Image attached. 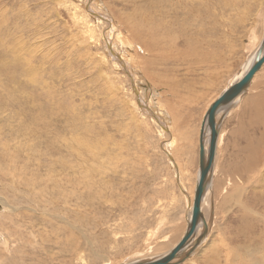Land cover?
Returning <instances> with one entry per match:
<instances>
[{
	"label": "rangeland",
	"instance_id": "rangeland-1",
	"mask_svg": "<svg viewBox=\"0 0 264 264\" xmlns=\"http://www.w3.org/2000/svg\"><path fill=\"white\" fill-rule=\"evenodd\" d=\"M263 7L0 0V199L15 209L0 203V264H121L173 248L201 120L250 64ZM260 99L264 65L224 116L205 194L213 227L184 264H264ZM248 144L262 153L250 162Z\"/></svg>",
	"mask_w": 264,
	"mask_h": 264
},
{
	"label": "water",
	"instance_id": "water-1",
	"mask_svg": "<svg viewBox=\"0 0 264 264\" xmlns=\"http://www.w3.org/2000/svg\"><path fill=\"white\" fill-rule=\"evenodd\" d=\"M254 52L253 57L248 59L249 61L252 58L249 66L246 65L245 71L241 73V70L238 73L241 76L210 104L201 120L198 135L197 177L190 226L185 230L178 243L165 255L163 254L164 256L160 255L121 264H182L192 256L198 244L206 237L209 220L207 219L208 222L206 223L202 213V203L206 190L211 183L217 137L226 112L235 104L237 99L247 92L253 77L264 64V37ZM206 134L207 151L205 147Z\"/></svg>",
	"mask_w": 264,
	"mask_h": 264
},
{
	"label": "bare ground",
	"instance_id": "bare-ground-1",
	"mask_svg": "<svg viewBox=\"0 0 264 264\" xmlns=\"http://www.w3.org/2000/svg\"><path fill=\"white\" fill-rule=\"evenodd\" d=\"M178 4V3H177ZM264 8V7H263ZM264 13V12H263ZM264 15V14H263ZM264 18V17H263ZM264 21V20H263ZM264 24V23H263ZM263 31H264V26H263ZM172 32V31H171ZM263 37H264V32H263V34H262V39L260 40V42H262V40H263ZM109 44V43H108ZM259 45V44H258ZM254 53L255 52H253V55H254ZM252 55V56H253ZM252 61V60H251ZM251 63V62H250ZM248 66H249V64H248ZM263 66V65H262ZM262 68V67H261ZM261 70V69H260ZM245 71V70H244ZM244 71H242V73L244 72ZM257 74V73H256ZM241 76V75H240ZM240 76H238L237 78H239ZM236 78V79H237ZM235 79V80H236ZM234 80V81H235ZM233 83V82H232ZM240 99V98H239ZM239 99H237V100H239ZM236 100V101H237ZM252 101V100H251ZM254 101V100H253ZM255 102V101H254ZM253 102V103H254ZM254 105V104H253ZM145 107V106H144ZM205 114V113H204ZM261 120V119H260ZM263 124V123H262ZM200 125H201V123H200ZM256 125V124H255ZM260 125H261V123H260ZM252 127V126H251ZM256 127V126H255ZM200 129V128H199ZM263 129V128H262ZM263 133V132H262ZM244 136V135H243ZM261 136H263V135H261ZM219 137H220V133L218 134V137H217V143H216V147H217V144H218V140H219ZM264 137V136H263ZM264 139V138H263ZM262 144V143H261ZM205 147H206V151H207V148H208V144H207V134H206V138H205ZM261 147V145L258 147V150H257V152H256V150H255V147H253V146H251V145H247L244 149H245V151H246V154H247V157H246V160H247V162H250L251 160H250V158H249V155L250 154H254V153H257L258 154V157H259V148ZM216 149L217 148H215V152H216ZM261 153V152H260ZM262 154V153H261ZM216 155V153L214 154V160H215V156ZM255 172H259V167H256V169H255ZM196 177H197V172H196ZM196 179V178H195ZM195 183H196V180H195ZM180 184V183H179ZM181 186H182V184H180ZM180 186V188H181V191L183 192V193H185L186 194V190H185V188H183V187H181ZM8 187V186H7ZM2 189H3V187H2ZM5 189V188H4ZM192 189V188H191ZM207 195V194H206ZM207 197V196H206ZM187 199L189 200V202H188V213L186 214L187 216H186V219H187V223H188V227L190 226L189 224V222H190V220H191V217H192V208H193V199H194V190H192V192L190 193V195L189 194H187ZM4 201H5V199H3V198H1L0 199V203L2 204V206H3V209H4V214H9L11 211H13V212H15V209L12 207V206H9L8 204H6V203H4ZM207 208H208V206H207V202H206V198L204 197V199H203V203H202V213H203V215H204V218H205V221H206V223L208 222L207 221V219L209 220V218L207 217V215H206V210H207ZM209 212V211H208ZM207 212V213H208ZM209 214V213H208ZM7 215H6V217H7ZM11 215V214H10ZM212 215L213 214H209L208 216L210 217V222H209V224H208V233H207V235H206V237L198 244V247L196 248V250L199 248V247H201L204 243H205V241H206V239H207V237H208V235L210 234V232H211V230H212V225H213V220L214 219H212L213 217H212ZM12 217V216H11ZM212 217V218H211ZM13 219V218H12ZM212 226V227H211ZM199 227V226H198ZM8 230V229H7ZM8 232V231H7ZM172 249V248H171ZM170 249V250H171ZM170 250H168V251H170ZM167 251V252H168ZM167 252H165L164 253V255L167 253ZM163 255V256H164ZM104 264H109V263H104ZM182 264H184V263H182Z\"/></svg>",
	"mask_w": 264,
	"mask_h": 264
},
{
	"label": "crops",
	"instance_id": "crops-1",
	"mask_svg": "<svg viewBox=\"0 0 264 264\" xmlns=\"http://www.w3.org/2000/svg\"><path fill=\"white\" fill-rule=\"evenodd\" d=\"M263 65H264V64H263ZM262 67H263V66H262ZM255 75H256V74H255ZM254 77H255V76H254ZM254 77H253V79H254ZM253 79H252V80H253ZM251 83H252V81H251ZM251 83H250V84H251ZM258 100H259V99H258ZM260 101H261V103H262L264 100H263V99H260ZM248 124H249V123H248Z\"/></svg>",
	"mask_w": 264,
	"mask_h": 264
}]
</instances>
